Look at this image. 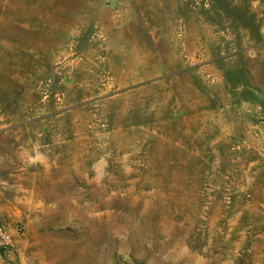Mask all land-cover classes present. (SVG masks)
Instances as JSON below:
<instances>
[{"label": "rangeland", "instance_id": "1", "mask_svg": "<svg viewBox=\"0 0 264 264\" xmlns=\"http://www.w3.org/2000/svg\"><path fill=\"white\" fill-rule=\"evenodd\" d=\"M0 264H264V0H0Z\"/></svg>", "mask_w": 264, "mask_h": 264}, {"label": "clouds", "instance_id": "2", "mask_svg": "<svg viewBox=\"0 0 264 264\" xmlns=\"http://www.w3.org/2000/svg\"><path fill=\"white\" fill-rule=\"evenodd\" d=\"M37 158H39V157H37ZM32 162H35V159H33Z\"/></svg>", "mask_w": 264, "mask_h": 264}]
</instances>
